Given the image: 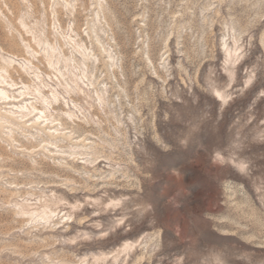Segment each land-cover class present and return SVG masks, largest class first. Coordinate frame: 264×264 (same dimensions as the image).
Masks as SVG:
<instances>
[{
	"label": "rangeland",
	"instance_id": "374dc122",
	"mask_svg": "<svg viewBox=\"0 0 264 264\" xmlns=\"http://www.w3.org/2000/svg\"><path fill=\"white\" fill-rule=\"evenodd\" d=\"M0 57V264H264V0H0Z\"/></svg>",
	"mask_w": 264,
	"mask_h": 264
},
{
	"label": "bare ground",
	"instance_id": "6f19581e",
	"mask_svg": "<svg viewBox=\"0 0 264 264\" xmlns=\"http://www.w3.org/2000/svg\"><path fill=\"white\" fill-rule=\"evenodd\" d=\"M23 28H25V25L23 24V22H21V24H20ZM28 32V31H27ZM69 41H71V42H73V40L71 39V38H69ZM37 44H39V42H37ZM74 47H75V49H76V51L78 52V53H80V55H81V57H82V61L83 60H87V57H86V54L84 53V52H80V48H81V46L79 45V44H75L74 45ZM56 49L57 48H55L54 46H51V45H49V52L48 53H45V55H46V58H47V64H48V66L49 67H52V68H54L53 66H55V65H58V64H60V63H62L63 64V68L65 69V73L66 74H68L69 76H71V81H72V83H74L75 84V87L78 89L77 90V92L79 91V92H81V94L83 93V95L85 94V92H84V90L81 88V86L80 85H78V83H77V80H79V78H78V76L72 71V68H73V66H72V63H71V59L70 58H65V59H62L61 60V58H60V56H59V54L56 52ZM82 49V48H81ZM89 59V58H88ZM63 61V62H62ZM83 63V62H82ZM85 64V63H84ZM55 68H56V66H55ZM56 70V72L59 74V75H61V76H63L64 74L60 71V69H55ZM14 72H18V73H21L20 72V70H18L17 69V67H15L14 66V64H13V59H4L3 57H0V85L1 84H6L7 86H9L10 88L11 87H14V86H16V85H18V83L15 81V79H14V76H13V73ZM26 73V70H23V73ZM82 74V73H81ZM83 74H84V72H83ZM82 74V75H83ZM84 76V75H83ZM37 77V76H36ZM73 78H76V79H73ZM87 78V77H86ZM20 84H22L23 85V87L25 88V89H27V90H30V84L29 83H24L23 81H21L20 82ZM5 89H3V88H0V101H2V103H5V101L6 100H8L9 98H11V97H9V95L7 94V92L6 91H4ZM34 92H36L37 94H39L40 95V91H39V89L38 88H34V89H31V92L30 93H22L21 95H19V96H23V95H33L34 94ZM78 94H80V93H77V96H78ZM85 95H87L88 96V94L86 93ZM98 95V94H97ZM52 97H53V100L55 101L56 100V97H55V95H53L52 94ZM98 97H99V95H98ZM217 97H219V98H222L223 99V96L222 95H220L218 92H217ZM13 98H17V97H13ZM40 98H41V101H43V102H46L47 103V101H46V99H45V96L44 95H40ZM99 99H101L100 97H99ZM20 108H23V107H19V109ZM25 109L27 110V112L26 113H22L21 114V119H24V118H26L27 116H29L31 113H33L34 111H39V113L40 114H44V111H43V109L42 108H37L36 106H34V105H32V104H30V108H28V107H25ZM65 115H67V117L70 119V117L72 116V114L70 113V112H65L64 113ZM45 117V116H44ZM57 120H60L61 122H65L67 119L66 118H62V119H54V120H52L51 121V123H53V122H55V121H57ZM61 125H63V123H60ZM65 124V123H64ZM51 128H54V126H52V127H50V129ZM55 132H57V129L54 131V133ZM54 133H52V134H54ZM14 141H17V140H15L14 139ZM85 140H83V142H84ZM21 142V141H20ZM42 142H44V140H42ZM87 144H89V143H87ZM40 146V143H29V144H27V143H24V142H21L20 143V145H18V149H19V151H27V152H32L31 150L32 149H35V148H37V147H39ZM77 155H84L85 153H76ZM8 159H9V157H5L4 158V160L6 161V164H0V172H3V171H6V169L5 168H8V170H11V168H12V160H11V162H9L8 161ZM96 159H94L93 161H95ZM100 162H102V160L101 161H99V163ZM18 163H20V162H18ZM91 163H93V162H91ZM64 168H66V169H68L69 167H64ZM15 182H9V184L10 185H13ZM16 186H18V183L16 184ZM16 186H14V187H11V188H15ZM48 187H55L54 185H49ZM19 188H21V187H19ZM73 206V205H72ZM43 207H45V208H47V206L46 205H44ZM26 208H23L22 209V211L24 212V210H25ZM53 212L52 211H48V212H46V211H41V212H37V211H34V212H32V213H29V219L30 220H35L36 218H39V219H42V220H45V219H50V214H52ZM26 221H28V220H26ZM75 221H77V224H78V226L81 224L82 225V227L84 226V224L86 223V222H89L90 220H87V216H84V217H80L79 215H77L76 217H75ZM105 227V228H104ZM112 227V224H106V225H103V229H102V231L101 232H105V231H107L108 229H110ZM94 233L93 232H90V233H84L83 234V236H85V235H87L88 237H90L91 235H93ZM133 247V243H126V244H124L123 245V250H127V249H131Z\"/></svg>",
	"mask_w": 264,
	"mask_h": 264
}]
</instances>
